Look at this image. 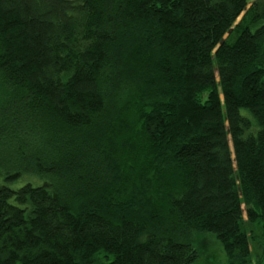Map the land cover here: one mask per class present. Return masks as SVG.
Instances as JSON below:
<instances>
[{
  "label": "trees",
  "instance_id": "16d2710c",
  "mask_svg": "<svg viewBox=\"0 0 264 264\" xmlns=\"http://www.w3.org/2000/svg\"><path fill=\"white\" fill-rule=\"evenodd\" d=\"M247 225L264 0H0V264H251Z\"/></svg>",
  "mask_w": 264,
  "mask_h": 264
},
{
  "label": "rangeland",
  "instance_id": "374dc122",
  "mask_svg": "<svg viewBox=\"0 0 264 264\" xmlns=\"http://www.w3.org/2000/svg\"><path fill=\"white\" fill-rule=\"evenodd\" d=\"M242 15L237 19V22ZM247 228L248 231L252 232L254 237V242L251 245V264H264V257L262 256L264 244L261 238V230L258 227L249 225H247ZM189 243H192L196 250L198 256L196 264H227L222 248L212 235L192 232Z\"/></svg>",
  "mask_w": 264,
  "mask_h": 264
}]
</instances>
